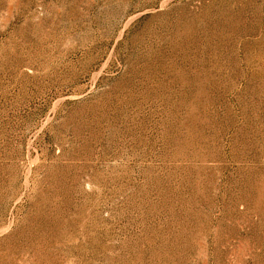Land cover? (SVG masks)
Here are the masks:
<instances>
[{
    "label": "rangeland",
    "instance_id": "374dc122",
    "mask_svg": "<svg viewBox=\"0 0 264 264\" xmlns=\"http://www.w3.org/2000/svg\"><path fill=\"white\" fill-rule=\"evenodd\" d=\"M0 264H264V0H0Z\"/></svg>",
    "mask_w": 264,
    "mask_h": 264
}]
</instances>
